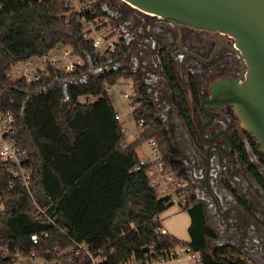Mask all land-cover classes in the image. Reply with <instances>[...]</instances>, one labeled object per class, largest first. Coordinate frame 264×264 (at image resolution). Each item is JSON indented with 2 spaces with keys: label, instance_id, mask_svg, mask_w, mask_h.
<instances>
[{
  "label": "trees",
  "instance_id": "16d2710c",
  "mask_svg": "<svg viewBox=\"0 0 264 264\" xmlns=\"http://www.w3.org/2000/svg\"><path fill=\"white\" fill-rule=\"evenodd\" d=\"M63 4L64 0H0V108L15 114L14 139L26 149L25 165L33 177L29 192L20 186L7 190L13 180L8 171L10 163L0 160V194L2 198L7 196L0 208V264H15L17 254L28 257L35 252L42 257L46 249L59 257L55 248H67L72 240L84 242L92 252L102 249L101 264L140 256L149 245L158 253L187 245L200 254L195 264H249L226 247L208 249V240L216 233L188 183L176 196L190 217L189 240L156 231L162 227L159 214L173 203L169 195H160L149 185L147 166L132 168L139 160L137 149L154 139L163 168L179 177L187 176L139 73L110 70L68 83L65 90L59 83L49 84L81 78L88 63L71 72L48 65L39 81L12 78L18 61L40 57L59 44L91 57L93 65L105 60L93 59L92 47L79 35L80 14L67 13ZM165 67L177 114L194 131L192 114L170 59ZM120 78L131 79L135 86L137 108L130 120L143 121L138 136L126 143L112 100L103 92L105 86ZM88 94L97 96L96 100L80 101ZM255 149L264 154L260 148ZM258 157L264 167V155ZM43 231L49 237L32 245L29 234ZM70 258L62 264H91L85 254H72Z\"/></svg>",
  "mask_w": 264,
  "mask_h": 264
},
{
  "label": "flooded vegetation",
  "instance_id": "af4514ba",
  "mask_svg": "<svg viewBox=\"0 0 264 264\" xmlns=\"http://www.w3.org/2000/svg\"><path fill=\"white\" fill-rule=\"evenodd\" d=\"M102 4L119 25L125 48L101 66L139 73L155 112L170 110L166 118L173 124L172 142L187 183L216 233L208 241L215 243L214 248L226 247L264 263V167L258 157L264 154L256 151L259 145L240 124L233 105H202L210 98L214 81L243 78L246 64L234 37L222 30L165 20L124 0H102ZM167 59L184 90L194 131L174 107Z\"/></svg>",
  "mask_w": 264,
  "mask_h": 264
},
{
  "label": "built area",
  "instance_id": "2783aa9c",
  "mask_svg": "<svg viewBox=\"0 0 264 264\" xmlns=\"http://www.w3.org/2000/svg\"><path fill=\"white\" fill-rule=\"evenodd\" d=\"M43 1V0H39ZM64 8L67 13L76 11L78 16L79 35L88 42L93 49L94 60H104L102 63L115 59L117 52L124 50L125 40L123 33L117 22L105 11L101 0H64ZM60 46L62 51L60 53ZM121 55V54H120ZM88 58L76 54L70 45H56L48 52L42 54L40 57H31L24 61H18L13 68L20 77L25 78L26 81H39L41 73L46 72L48 65L58 67L61 59L66 63L60 69L65 72H71L77 68L88 63ZM35 59L39 62L34 64ZM92 60V59H91ZM102 63L100 65H102ZM99 66V65H98ZM59 68V67H58ZM13 74V73H12ZM121 83L123 89L115 91V87ZM103 92L120 104V109L116 110L115 117L122 123L121 130L127 135L133 131L127 122L130 120V114L137 108L135 102V86L131 79L120 78L116 83L105 86ZM97 96L88 94L81 97L80 101L83 103H91L95 101ZM125 100L127 110H124ZM136 123L138 128L143 125L142 119ZM15 132V114L12 110L0 108V160L9 162L8 171L11 174L12 181L8 184L7 190H13L15 186H20L26 191H30L33 184V177L30 169L25 165L27 160V151L22 148L14 139ZM126 143V140L123 142ZM150 147V154L153 158L140 157L138 162L132 165L133 169H141L147 166V173L149 175V185L152 186L158 194L169 195L173 204H179L176 192L187 184L184 177H179L173 171L165 170L161 162L156 143L154 139L146 141ZM12 194H9V196ZM7 198V196L5 197ZM5 198L0 194V208L4 204ZM41 212H43L41 210ZM158 219L159 216H158ZM156 231L166 232L163 227H158ZM49 234L46 231L42 233L32 232L29 234V240L32 245H38L42 239L48 238ZM152 245H149L142 255H132L131 258L118 262L117 264H164L170 260H179L182 255L194 261H200V254L193 252L187 245H175L167 250L161 252H152ZM56 254L59 257L53 256L51 250H45V256L39 257L35 252H31L30 256L23 257L19 254L18 260L15 264H62L64 260H70L71 255L85 254L89 257L91 264H101L103 250L99 249L97 252L90 251L89 247L84 242H75L67 248H55ZM63 256L61 259L60 256ZM246 258V257H245ZM248 263L251 264L248 258Z\"/></svg>",
  "mask_w": 264,
  "mask_h": 264
},
{
  "label": "water",
  "instance_id": "95a60500",
  "mask_svg": "<svg viewBox=\"0 0 264 264\" xmlns=\"http://www.w3.org/2000/svg\"><path fill=\"white\" fill-rule=\"evenodd\" d=\"M165 20L231 34L246 64L243 78L226 76L211 83V95L202 101L212 106L233 105L240 124L255 138L264 152V0H124ZM93 67L92 60L88 58ZM108 63V62H107ZM104 74L110 70L100 65ZM54 81L63 86L84 81ZM48 87V86H47ZM45 87V88H47ZM43 88V89H45ZM206 112V111H205Z\"/></svg>",
  "mask_w": 264,
  "mask_h": 264
},
{
  "label": "rangeland",
  "instance_id": "374dc122",
  "mask_svg": "<svg viewBox=\"0 0 264 264\" xmlns=\"http://www.w3.org/2000/svg\"><path fill=\"white\" fill-rule=\"evenodd\" d=\"M102 1V0H101ZM62 51V47L60 46V53ZM39 61L37 59H35L34 61V64H37ZM66 63V61L64 59H61V62L58 64V67L59 68H62L64 66V64ZM126 66V65H124ZM101 72V69H100V65H94L93 67L90 66L89 69H87V72L85 74H99ZM19 74L14 70L13 74H12V78H16L18 77ZM122 91L123 89V86L121 83H119L116 87H115V91L118 92V90ZM112 103L115 107L116 110L120 109V104L116 101V100H112ZM124 104V110H127L128 107L126 106V101L123 100L122 102ZM157 115L158 117L163 121V123L165 124L166 128L168 129V132L172 138V141L175 143V140H174V133H173V124H171L167 118H166V115L168 113H170V110H167V111H162V110H158L157 112ZM127 124L130 126V129L133 131L132 133H128L126 135V140L127 142L129 141H132L133 139H135L138 134H139V131H140V128H138L136 126V123L133 121V120H129L127 122ZM137 152H138V155H141L142 157H148V158H153V155H148V153L150 154V147L146 144V142H144L138 149H137ZM173 207H175V205H170L166 211H164V213L162 214V220L163 222L165 223H169V222H173L175 227L178 229V232L180 234L183 235V237H181L183 240H186L187 237H188V224L185 225V227L183 226V221L179 215V213H175L173 211ZM173 211V212H172ZM181 213V212H180ZM215 246V243L214 242H209L208 241V249L209 250H212ZM244 257V256H243ZM251 264H255L253 263V261H249ZM169 264H195L194 261L192 260H189L185 254L181 256V258L179 260H170L169 261Z\"/></svg>",
  "mask_w": 264,
  "mask_h": 264
},
{
  "label": "crops",
  "instance_id": "0c3cea01",
  "mask_svg": "<svg viewBox=\"0 0 264 264\" xmlns=\"http://www.w3.org/2000/svg\"><path fill=\"white\" fill-rule=\"evenodd\" d=\"M90 68V66L88 67V69ZM127 139V138H126ZM127 141V140H126ZM140 157H142L141 155H139V158ZM173 205H175V207H173V211L175 212V213H179V215H180V217H181V219H182V221H183V226L185 227V225H187L188 224V226H189V223H190V217H189V215H188V213H187V211H185V210H183L181 207H180V205L179 204H173ZM166 211V210H165ZM172 211V212H173ZM264 211V210H263ZM181 212V213H180ZM164 213V211L162 212V213H160L159 214V218H160V222H161V225H162V227L165 229V231L166 232H168L169 234H172V235H174L175 237H177V238H179V239H182L181 237H183V235L182 234H180L179 232H178V229L175 227V225H174V223L171 221V222H169L168 224L167 223H165V222H163V220H162V214ZM183 240V239H182ZM187 240H189V233H188V237H187V239H186V241ZM244 256V255H243ZM253 263H255V264H264V263H262V262H260V261H256V260H253ZM164 264H169V261H167V262H165Z\"/></svg>",
  "mask_w": 264,
  "mask_h": 264
}]
</instances>
